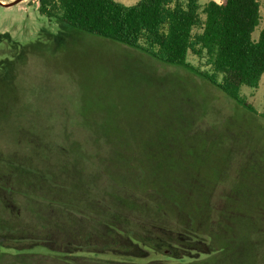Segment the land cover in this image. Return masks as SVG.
<instances>
[{"label":"rangeland","instance_id":"1","mask_svg":"<svg viewBox=\"0 0 264 264\" xmlns=\"http://www.w3.org/2000/svg\"><path fill=\"white\" fill-rule=\"evenodd\" d=\"M38 5H0V33L23 44L38 39L18 73V117L4 128V149L93 173L100 195L150 186L186 210L223 203L226 225L241 236L243 227L250 235L251 227H264V74L258 87L240 89L253 114L183 66L106 37L60 30ZM260 15L253 39L264 26V0ZM0 50L9 52L6 40ZM187 61L211 71L205 56L189 52Z\"/></svg>","mask_w":264,"mask_h":264},{"label":"trees","instance_id":"2","mask_svg":"<svg viewBox=\"0 0 264 264\" xmlns=\"http://www.w3.org/2000/svg\"><path fill=\"white\" fill-rule=\"evenodd\" d=\"M38 10L54 17L60 30L106 37L183 66L257 114L240 89L258 87L264 74V26L252 38L261 19L260 0L203 5L199 0H137L131 5L39 0ZM5 40L9 52L0 50V138L18 117V73L38 42L23 44L0 33V41ZM189 52L205 56L211 71L190 64ZM6 149L0 144V264H169L168 257L187 259L185 264H264V227H251L253 235L244 234V227L242 236L231 231L223 203L186 210L150 186L115 187L100 195L93 173L86 175L65 161L54 166L43 159L40 165L15 148ZM209 208L216 218L208 216Z\"/></svg>","mask_w":264,"mask_h":264},{"label":"crops","instance_id":"3","mask_svg":"<svg viewBox=\"0 0 264 264\" xmlns=\"http://www.w3.org/2000/svg\"><path fill=\"white\" fill-rule=\"evenodd\" d=\"M117 1H119V2H121V3H123V4H126V5H131V4H134L137 0H117ZM209 1V0H208ZM214 1H216V2H219V1H217V0H214ZM262 28V27H261ZM260 28V29H261ZM260 31V30H259Z\"/></svg>","mask_w":264,"mask_h":264},{"label":"water","instance_id":"4","mask_svg":"<svg viewBox=\"0 0 264 264\" xmlns=\"http://www.w3.org/2000/svg\"><path fill=\"white\" fill-rule=\"evenodd\" d=\"M20 1H22V0H13V1L8 2V3H4L2 1H0V5L10 6V5L16 4V3L20 2Z\"/></svg>","mask_w":264,"mask_h":264}]
</instances>
